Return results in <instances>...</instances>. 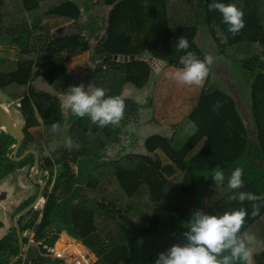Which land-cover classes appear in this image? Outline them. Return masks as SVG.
<instances>
[{"label":"trees","instance_id":"trees-1","mask_svg":"<svg viewBox=\"0 0 264 264\" xmlns=\"http://www.w3.org/2000/svg\"><path fill=\"white\" fill-rule=\"evenodd\" d=\"M212 3L235 4L244 13L245 27L233 36L222 14L209 11ZM61 19L71 21L73 30L56 37L47 22ZM180 36L198 58L206 55L198 39H205L215 58L222 55L250 72L244 89L246 113L211 83L210 70L190 114L171 126L168 136L147 133L143 138L142 130L153 124L140 122L136 101L122 98V90L125 85L144 88L162 68H182L180 57L186 52L175 48ZM257 46L261 53L255 58ZM5 48L15 57L0 58V101L15 103L24 123L17 156L36 140L28 131L33 127H42L41 143L49 150L48 155L38 154L36 180L45 184L43 207L18 220L21 235L32 233L34 242L52 247L65 233L94 255L93 264H155L160 241L165 247L185 242L193 212L221 215L244 208L248 216L241 233L255 235L248 246L253 264H264V201H257L261 207L253 218L252 202L228 200L234 191L264 196V0H0V50ZM81 54L88 56L90 71L84 77L94 89L103 88L106 97L119 96L124 102L118 125L99 127L70 111L65 116L60 95L36 88L39 80L49 86L60 80L67 92L72 86L67 60ZM113 55L131 56L132 61L109 60ZM217 101L221 107L213 111ZM53 123L60 125L59 132H52ZM66 136L79 149L68 150ZM139 139L143 152L136 153ZM58 143L62 146L56 153L52 145ZM14 145L0 129V181L18 169L32 172V154L12 161ZM108 148L113 154L104 159ZM236 167L243 169L244 186L233 191L227 178ZM215 168L225 173L223 184L212 178ZM35 187L37 192L13 210L12 219L35 200ZM22 241L26 245L28 239ZM70 248L82 250L78 244ZM19 252L11 224L0 239V264ZM16 264L61 263L28 246Z\"/></svg>","mask_w":264,"mask_h":264},{"label":"clouds","instance_id":"clouds-1","mask_svg":"<svg viewBox=\"0 0 264 264\" xmlns=\"http://www.w3.org/2000/svg\"><path fill=\"white\" fill-rule=\"evenodd\" d=\"M208 9L218 10L222 14L223 22L228 25V31L233 36L245 27L244 13L235 4L212 3L208 5ZM175 48L177 51L184 50L186 54L180 57L183 67L177 69L172 78L181 85L202 87L215 58L206 54L200 59L195 53L187 51L189 43L184 36L178 38ZM157 72L159 73V70ZM219 107L221 103L217 101L213 111ZM63 108L74 116L88 117L91 123L106 127L119 124L123 119L125 105L119 96L106 97L103 88L98 87L89 92L80 84L68 88ZM51 130L59 132L60 125L53 123ZM64 143L70 150L79 149V143L74 142L71 137L66 136ZM242 176L243 169L236 167L227 178V188L233 191L242 188ZM212 178L215 183L223 184L225 173L222 169L215 168ZM228 200L252 202L251 215L255 218L259 215L261 207L257 201H264V196L234 191V194L228 196ZM247 216L244 208L226 211L221 215H210L201 210L193 212L187 222V231L183 233L185 242L174 244L160 253L155 264H251L252 254L248 246L255 243L256 237L248 232L241 233Z\"/></svg>","mask_w":264,"mask_h":264},{"label":"rangeland","instance_id":"rangeland-1","mask_svg":"<svg viewBox=\"0 0 264 264\" xmlns=\"http://www.w3.org/2000/svg\"><path fill=\"white\" fill-rule=\"evenodd\" d=\"M47 24L49 28L55 32L56 37L63 36L73 30L71 21L65 19L49 21L47 22ZM204 35L206 37L205 33ZM198 42L202 46L206 54H211L213 56V48L208 42H206L205 39L200 40L199 38ZM224 51L228 52L229 50L225 48ZM259 53L260 47L257 46L255 47V56ZM14 57L15 53L10 49L5 48L3 49V51L0 50V58L14 59ZM87 59V54H81L75 57H71L69 60H67L66 67L67 74L71 75V79L69 78V83L72 84V86H79L80 84H83L85 90L91 92L92 90H94V86L91 84L88 77H84L86 75L88 76L89 74L87 71H90V69L86 66ZM141 59L146 60L148 59V57L143 56ZM236 63L238 64V62L226 60L222 55L221 57H216L214 63L211 65V83L229 93V95H231L235 100L236 104L238 103L237 108L239 109V111H244V113H246V108L244 107L246 100V91L244 89H247V80L249 77L247 74H250V72H248L247 70H241ZM176 70L177 69H174L172 67H166L160 69L159 73L157 74H151L149 82L142 89H136L131 85H125V87L123 88L121 97L133 99V101H136L135 103L138 105L140 122H149L153 124L145 126V128L142 130V133L140 132L142 134L141 137H146L147 133H162L164 136H168L171 131L170 127L184 120L196 106L199 94L203 86L189 87L177 83L176 80L172 78ZM64 84L65 83L63 81L58 80L57 82L52 84L51 87L47 85L43 80H39L35 83V86L40 91L54 93L57 96L60 95L59 97L63 108L66 96L62 95L66 93L65 90L67 89ZM55 87L58 88L56 89ZM1 104H3L9 112H11V114L17 121H21V117L15 103L12 102ZM63 110L65 109L63 108ZM68 112L69 110H65L64 115L67 116L69 114ZM247 112H249V109ZM190 126L192 129V124H190ZM28 131L36 139L34 142H29L30 149H35L36 151H38V154H41L42 156L48 155L49 150L46 149L41 143L40 135L42 133V127H33ZM180 131V135L182 136L184 132H186V128H181ZM180 140L181 143L184 142V139ZM61 146L62 144L59 143L57 145L53 144L52 148L55 149V151L57 150L56 153H58V150H61ZM134 146L135 148L133 149V152H143L142 141L140 139L135 141ZM112 154L113 148H108L104 151L102 157L105 159ZM160 158L166 163V160L162 154H160ZM26 170L27 168L19 170L8 175L6 178L0 181V220L7 221L9 227L11 226V223L13 221V219L11 218V213L13 212V210L17 206H19L26 198L32 196L37 192V188L35 187V185L37 184H35L34 182V180L37 181L36 174L33 177L31 176V173H26ZM217 192L218 195H220L221 191L219 190ZM40 203L41 205H43L44 201L41 200ZM36 209H41V206H38ZM64 234L65 233H63L62 235ZM65 240V237L58 236V240L54 243L53 247L58 250L66 251V248L64 249L65 245L70 248L72 247V244H75L74 242L69 240H66V243ZM160 243V253L166 251L170 247L169 244L167 245V247L163 246V241H160ZM78 245L79 249L82 248V245L80 243H78ZM72 250L73 249H70L69 252L74 254L80 253V251L78 250H75L74 252H72ZM90 257L92 258V256ZM92 260V263L89 264H93L96 261L94 255ZM253 263L254 261L251 257V264Z\"/></svg>","mask_w":264,"mask_h":264},{"label":"water","instance_id":"water-1","mask_svg":"<svg viewBox=\"0 0 264 264\" xmlns=\"http://www.w3.org/2000/svg\"><path fill=\"white\" fill-rule=\"evenodd\" d=\"M261 53V52H260ZM259 53V54H260ZM259 54H257L256 56H259ZM255 56V58H256ZM109 60L112 61H116V62H128V61H132V57H125V56H121V55H113V56H109L108 57ZM0 129L5 130L14 140H15V145L12 149V161L15 162H19L22 159H24V157H26L28 154H32L34 156V164H33V168H32V173L31 176H35V174L38 171V166H39V158L38 155L35 151L32 150H27L25 151L23 154H21L20 156H16L17 154V150L21 144V142L24 139V123L22 121H17L15 118H13L10 114V112L6 109V107H4L3 104L0 103ZM35 184H37L39 186V191L38 194L35 198V200L29 204L27 207H25L24 209H22L20 212H18L14 217H13V227L15 228L16 231V235L18 238V242L20 245V250H22L23 247V241H22V237H21V232H20V228L18 226V220L25 215L27 212H29L30 210L37 208L39 206L40 201L42 200V192L44 190L45 184L41 181H35ZM82 254L84 255V258L88 260L89 263H92V258L90 257V255L88 253L84 251H82ZM21 256L18 255L15 258H19Z\"/></svg>","mask_w":264,"mask_h":264},{"label":"built area","instance_id":"built-area-1","mask_svg":"<svg viewBox=\"0 0 264 264\" xmlns=\"http://www.w3.org/2000/svg\"><path fill=\"white\" fill-rule=\"evenodd\" d=\"M28 246H34L40 256L59 261L61 264H88L82 253L72 255L65 250H56L53 246L44 243L35 244L32 239H29Z\"/></svg>","mask_w":264,"mask_h":264},{"label":"crops","instance_id":"crops-1","mask_svg":"<svg viewBox=\"0 0 264 264\" xmlns=\"http://www.w3.org/2000/svg\"><path fill=\"white\" fill-rule=\"evenodd\" d=\"M217 194H218V192H217ZM220 196V195H219ZM1 222V224H2V227L0 228V239L1 238H3L4 236H6V234L8 233V231H9V229H10V227H9V224H8V222L7 221H0ZM13 222V221H12ZM12 224V226H13V223H11ZM63 233H61V234H59V237L61 236V237H65V239L68 241H72V242H74L75 244H78V242H76L75 240H73V239H71L70 237H68L66 234H64V235H62ZM32 236H33V234L32 233H23L22 235H21V237L22 238H27L28 239V241H29V239H32ZM58 240V239H57ZM65 240V242L67 243V241ZM27 244H28V242H27ZM27 244L26 245H24L23 244V247H22V250H20V252H19V254L18 255H20L21 254V256L19 257V258H13L12 260H10L7 264H16V262L18 261V259H20L21 257H22V259H23V257H24V254H25V251H27ZM35 244H39V243H36L35 242ZM19 247H20V245H19ZM34 247V246H33ZM82 247V249H85L83 246H81ZM58 248V247H57ZM62 248V247H61ZM66 248V251H69L71 248H69L67 245H65L64 246V249ZM56 250H58V249H56ZM86 250V249H85ZM38 252V251H37ZM72 252H74V251H72ZM67 253H70V252H67ZM86 253H88L90 256H92V258H93V255L90 253V252H88L87 250H86ZM39 254V253H38ZM70 254H72V255H78V254H74V253H70ZM17 255V256H18Z\"/></svg>","mask_w":264,"mask_h":264},{"label":"flooded vegetation","instance_id":"flooded-vegetation-1","mask_svg":"<svg viewBox=\"0 0 264 264\" xmlns=\"http://www.w3.org/2000/svg\"><path fill=\"white\" fill-rule=\"evenodd\" d=\"M10 114H11V112H10ZM11 116L14 118V116L11 114ZM24 136H25V134H24ZM23 141H24V139H23ZM23 141L21 142V144H20V146H19V148H18V150H17V153L20 151V148H21V146H22V143H23ZM29 150H31V149H29ZM32 151H35L36 153H37V155H38V151H36L35 149L34 150H32ZM29 155V154H28ZM16 156H17V154H16ZM20 156V155H19ZM34 157V156H33ZM25 158V157H24ZM38 158H39V155H38ZM34 164V163H33ZM33 168V167H32ZM20 169H18V170H16L15 172H17V171H19ZM14 172V173H15ZM26 173H27V171H26ZM32 173V172H31ZM36 175H37V173H36ZM27 199V198H26ZM25 199V200H26ZM24 200V201H25Z\"/></svg>","mask_w":264,"mask_h":264},{"label":"bare ground","instance_id":"bare-ground-1","mask_svg":"<svg viewBox=\"0 0 264 264\" xmlns=\"http://www.w3.org/2000/svg\"><path fill=\"white\" fill-rule=\"evenodd\" d=\"M82 251H84V250H80V253H82ZM68 252H69V251H68ZM85 252H86V251H85ZM80 253H79V254H80ZM86 260H87V259H86ZM87 262H88V260H87ZM88 264H89V262H88Z\"/></svg>","mask_w":264,"mask_h":264}]
</instances>
